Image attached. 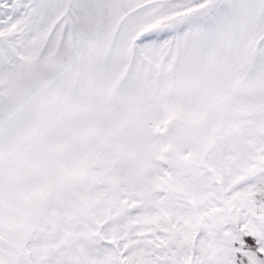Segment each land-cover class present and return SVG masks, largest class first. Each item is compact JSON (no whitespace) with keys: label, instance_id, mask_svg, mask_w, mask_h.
Wrapping results in <instances>:
<instances>
[{"label":"snow or ice","instance_id":"1","mask_svg":"<svg viewBox=\"0 0 264 264\" xmlns=\"http://www.w3.org/2000/svg\"><path fill=\"white\" fill-rule=\"evenodd\" d=\"M0 264H264V0H0Z\"/></svg>","mask_w":264,"mask_h":264}]
</instances>
